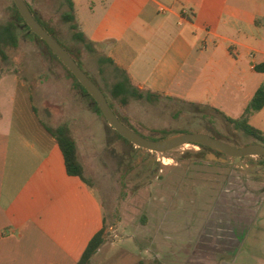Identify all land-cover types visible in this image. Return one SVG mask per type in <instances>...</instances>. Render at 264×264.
<instances>
[{
    "label": "rangeland",
    "instance_id": "rangeland-1",
    "mask_svg": "<svg viewBox=\"0 0 264 264\" xmlns=\"http://www.w3.org/2000/svg\"><path fill=\"white\" fill-rule=\"evenodd\" d=\"M27 1L83 71L108 92L120 75L101 63L102 45L92 52L73 39L74 31L62 20L68 10L64 0ZM13 7V0H0V25L14 21ZM17 34L19 46L6 47L9 61L4 65L0 59V66L30 89L40 119L52 129L70 132L104 207L106 243L92 264H264L262 159L209 161L212 152L192 144L167 154L136 150L73 87L66 66L44 44L24 29ZM9 83L1 88L0 111L15 94ZM113 103L120 118L149 140L161 138L157 131L164 130L219 135L239 147L257 142L208 107L165 97L129 99L127 106ZM4 113L16 117L13 110ZM262 122L264 112L251 125L260 128Z\"/></svg>",
    "mask_w": 264,
    "mask_h": 264
},
{
    "label": "crops",
    "instance_id": "crops-1",
    "mask_svg": "<svg viewBox=\"0 0 264 264\" xmlns=\"http://www.w3.org/2000/svg\"><path fill=\"white\" fill-rule=\"evenodd\" d=\"M72 1L79 31L143 93L238 120L264 83L255 71L264 63V0ZM6 82L15 94L0 111V264H77L105 228L102 201L68 174L30 89L5 74L0 96ZM253 128L264 134V122Z\"/></svg>",
    "mask_w": 264,
    "mask_h": 264
},
{
    "label": "trees",
    "instance_id": "trees-1",
    "mask_svg": "<svg viewBox=\"0 0 264 264\" xmlns=\"http://www.w3.org/2000/svg\"><path fill=\"white\" fill-rule=\"evenodd\" d=\"M26 3L28 4L30 10L32 11L33 15L37 19V21L48 31L49 34L53 35L56 39L58 38L55 34V31L51 29L46 23H44L41 18L37 15V13L33 10L32 6L28 3L27 0H25ZM63 6H66L68 10L62 14V20L70 25V28L73 33V39L77 42H81L85 45V47L94 52V46L88 42L86 37L84 36L83 33L79 31V26L76 22V17H75V4L72 0H64V2H61ZM14 14H15V19L12 21V23L8 25H0V59L2 64H8L9 57L6 53V47L7 46H13V47H18L19 46V38L17 31L20 29L26 30L27 36L31 38H35L38 41H40L42 44H44L47 49L49 50L50 54L55 58L57 61H59L62 65L63 63L59 60V58L48 48L46 43L42 40H40L32 31L31 29L26 25V22L24 21L23 17L21 16L19 10L15 6L14 3ZM58 41V40H57ZM64 47V46H63ZM65 48V47H64ZM75 59L76 57L67 49L65 48ZM77 63L78 59H75ZM101 63H107L111 65L115 72L116 75H120L117 77V82L109 89L108 92H106L104 89H102L98 83L93 80L98 87L104 92L111 108L114 110L116 115L119 117V119L128 127H130L124 120L120 118L118 113L115 110V105L114 102H119L120 105L122 106H127L129 103V99H136V100H144L146 99L149 102H154L155 100H158L162 98L160 95L152 94V93H143L140 90H138L133 84L132 81L128 75V73L119 67H117L111 60H108L106 58H103L100 60ZM65 67V65H63ZM80 66V64H79ZM81 67V66H80ZM67 70L68 75L70 78L74 80V85L73 87L76 90H79L80 93L83 95V97L88 98L93 106L95 112L102 117L103 119L104 116L99 108V106L96 104L92 96L87 92V90L78 82V80L75 78V76L65 67ZM255 71L260 74H264V63L258 65L255 67ZM7 74L3 71V68L0 66V81L3 78V76ZM110 95V96H109ZM192 106H196L193 104H190ZM264 109V83L261 85L259 90L257 91L256 95L254 96L253 100L251 101L250 105L247 107L245 110L244 115L238 119L234 120L231 118H228L224 115H222L225 120L233 125V128L235 131L244 133L248 137H253L257 142L255 144H261L264 145V134L253 128L250 124V118L256 114L261 112ZM44 128L46 131L52 135L58 142V145L64 155L65 159V164H66V169L67 172L70 176L76 177L81 179L84 183H86L88 186L93 187V183L87 178L86 172H85V167L82 164L80 157H79V151H78V146L74 138L70 136V132L65 128V127H60L58 129H52L49 127L47 124H43ZM133 129L132 127H130ZM134 130V129H133ZM135 131V130H134ZM157 133L163 134L161 138H156V139H150L153 141H158V140H164L167 139L165 135L167 134L169 137L174 136L177 134H181L180 132H173V133H168L164 130L162 131H157ZM119 138L123 140L125 143L131 145L130 142L125 140L123 137H121L118 134ZM217 139H222L219 135L213 136ZM201 149V152H213L211 149L199 146ZM138 151H142V149H136ZM216 154L218 157H224L216 152H213ZM190 153H187L189 155ZM225 159H228L227 157H224ZM264 161V158H260ZM106 239H105V228L102 230L94 239L90 242L88 248L84 252L82 258L77 264H92L93 258L99 253V251L102 249V247L105 245Z\"/></svg>",
    "mask_w": 264,
    "mask_h": 264
},
{
    "label": "water",
    "instance_id": "water-1",
    "mask_svg": "<svg viewBox=\"0 0 264 264\" xmlns=\"http://www.w3.org/2000/svg\"><path fill=\"white\" fill-rule=\"evenodd\" d=\"M19 10L26 25L48 48L59 58L67 69L75 76L78 82L92 96L99 106L104 118L113 129L114 133L119 134L130 142L137 149H142L150 153L167 154L183 146L192 144L211 149L228 159L244 158H264V145L253 144L246 147H239L236 143L231 144L203 133H181L171 136L164 140L153 141L140 135L127 125H125L114 110L111 108L104 92L98 85L83 71L72 55L48 33V31L37 21L25 0H13ZM207 155V160L220 163H227L228 159L218 157L214 153Z\"/></svg>",
    "mask_w": 264,
    "mask_h": 264
}]
</instances>
